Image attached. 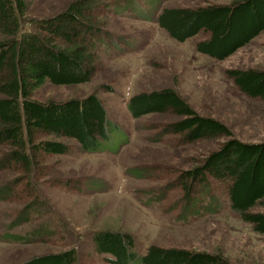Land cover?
Returning <instances> with one entry per match:
<instances>
[{
	"label": "rangeland",
	"instance_id": "1",
	"mask_svg": "<svg viewBox=\"0 0 264 264\" xmlns=\"http://www.w3.org/2000/svg\"><path fill=\"white\" fill-rule=\"evenodd\" d=\"M71 1L28 0L26 20L49 17ZM104 1L97 4L95 17L105 32L101 37L105 45L98 52L100 67L91 81L77 86L47 82L33 99L63 101L95 94L116 129L96 153L82 152L73 141L63 140L70 144L68 154L41 156L39 167L33 169L34 179L29 180L31 186L23 181L0 201V264H19L32 256L70 248L76 249V264H110L108 256L93 249L92 236L102 230L129 234L138 255L156 246L221 253L232 264H264V235L254 233L230 210L218 182L211 181L208 192L197 186L190 199L182 201L180 176L227 138L181 144L178 136L161 134L175 116L133 119L126 109L132 96L170 87L196 113L225 124L234 138L245 143L264 141V102L247 99L224 76L230 68L264 70V32L219 62L196 51L204 34L180 43L158 27L156 18L163 8L231 0ZM23 29L29 31V21ZM21 175L1 171L0 189H10L9 183ZM29 187L35 197L25 192ZM211 194L220 203L218 211H201L209 204L205 195ZM36 199L46 201L47 207L29 217L24 207ZM251 211L264 212V199ZM25 216L27 223L8 228ZM30 232L36 236L25 243L3 239L9 234L23 238Z\"/></svg>",
	"mask_w": 264,
	"mask_h": 264
},
{
	"label": "trees",
	"instance_id": "2",
	"mask_svg": "<svg viewBox=\"0 0 264 264\" xmlns=\"http://www.w3.org/2000/svg\"><path fill=\"white\" fill-rule=\"evenodd\" d=\"M104 2L72 0L49 17L26 20L28 0H0V172L13 171L23 177L10 182V189H0V201L23 181L31 186L29 180L34 179L33 169L39 167L41 156L68 154L70 144L63 140L73 141L82 152L96 153L101 142L109 141L116 129L95 94L63 101L33 99V94L47 82L53 86H77L91 81L100 67L98 52L104 51L105 45L101 39L105 32L95 17L97 4ZM26 21L29 31L23 29ZM156 23L180 43L204 34L206 38L196 43V51L221 62L264 32V0L163 8ZM224 76L247 99L264 102L263 69L230 68ZM126 109L133 119L151 114L175 116V121L161 128V134L176 135L181 144L227 138L180 176L184 180L182 201L185 204L199 185L208 192L210 182L216 181L230 210L254 233L264 235V212L251 211L264 199V141L245 143L234 138L225 124L196 113L170 87L138 93L127 101ZM25 192L35 197L30 187ZM205 196L209 204L201 211L217 212L220 203L215 196ZM46 207V201L36 199L25 205L23 212L29 216ZM27 222L28 217H20L8 228ZM32 236L36 233H27L23 238L9 234L3 239L25 243ZM92 241L94 251L108 256L110 264H232L221 253L181 248L150 246L145 254L138 255L134 239L118 231H97ZM76 262V249L70 248L32 256L19 264Z\"/></svg>",
	"mask_w": 264,
	"mask_h": 264
},
{
	"label": "crops",
	"instance_id": "3",
	"mask_svg": "<svg viewBox=\"0 0 264 264\" xmlns=\"http://www.w3.org/2000/svg\"><path fill=\"white\" fill-rule=\"evenodd\" d=\"M172 1L173 0H171L170 2H172ZM217 4H219V3H217ZM192 7H194V6H186V5H184V7H173V8H192ZM159 13H160V11H159Z\"/></svg>",
	"mask_w": 264,
	"mask_h": 264
}]
</instances>
